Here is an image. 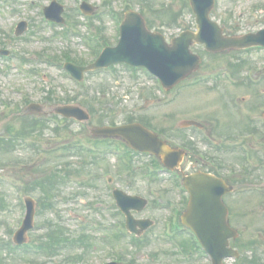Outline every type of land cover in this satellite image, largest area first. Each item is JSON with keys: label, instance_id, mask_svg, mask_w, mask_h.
Listing matches in <instances>:
<instances>
[{"label": "rangeland", "instance_id": "374dc122", "mask_svg": "<svg viewBox=\"0 0 264 264\" xmlns=\"http://www.w3.org/2000/svg\"><path fill=\"white\" fill-rule=\"evenodd\" d=\"M6 1L0 0V39L6 41L9 49L13 47L16 54L9 60L0 59V138L10 139L14 131L21 132L23 118L18 114L29 104H43L48 112L69 96L70 100L91 112L94 126L125 124L130 117L145 121L179 141L189 139L201 155L211 154L217 160L222 156V172L227 178L231 179L235 173L230 171L236 169L238 181L243 176L249 179L239 183L238 188L264 185V78L256 86L249 82L252 78L249 74L254 73L260 79L264 77V49L228 50L210 56L204 46H195L194 52L203 54V64L195 74L196 79L206 77L207 81L195 82L177 91L176 95L161 90L156 80L143 71L132 73L124 67L89 74L85 82L77 84L46 59L71 52L86 63L91 62L93 55L83 37L85 29L79 27L75 32H68L65 38L55 37L54 32L61 29L48 27L42 18L41 6L49 4L50 0H33L32 7L23 5L22 0ZM58 1L67 6V21L77 18L82 22L75 10L77 0ZM216 1L211 17L227 36H241L264 28V0ZM90 2L100 6V0ZM108 2L118 9L127 3L144 10L155 28L168 35L183 28H196L187 0ZM150 7L157 12H151ZM176 15V20L172 21ZM23 17L29 22V30L14 40L12 24ZM102 18L107 25L106 34L114 40L115 24L107 13ZM95 22L100 24L97 18ZM229 70H238L233 80L227 74L217 77L220 72ZM32 118L38 119L37 116ZM39 119L45 120L43 117ZM189 119L203 123L206 126L204 132L182 130L181 122ZM50 122L25 139L18 137L11 144L0 146V242L13 245L14 233L25 213L23 198L31 196L36 201L37 218L35 227L29 232L27 246L37 247L51 228L62 229L72 241L83 236L79 239L84 238L87 244L68 243L50 259L36 256L27 249L6 250L0 253L3 259L14 264H29L30 261L38 264H102L118 261L116 254L120 253L124 263L134 260L135 264H210L200 254H194L191 263L186 262L165 238L164 220L168 212L164 206L171 199L176 201L177 196L171 189V181H166L165 177H159L158 180L162 181L151 182L146 175L143 176L142 171L148 173L147 166L152 165L151 158L135 157L133 166L141 171L137 176L122 166L116 154L111 153L107 158L97 155L94 160L95 156L72 149L70 145L91 141L87 128L70 121L63 129L57 130L54 121ZM9 126L11 131H7ZM209 131L211 137L206 135ZM251 133L254 136H249ZM183 135L185 139L181 137ZM214 143L238 149L220 152L213 148ZM109 145L116 147L119 144ZM243 145L250 154L249 149H252L254 159L247 163L250 167L243 159L247 153L241 154ZM191 154L192 158L185 160L184 167H193L191 161L199 160L196 167L201 168L204 164L212 169L213 164H205L197 154ZM246 167L249 174L245 172ZM52 175H56L57 182L53 195L48 198L43 184ZM109 176L113 178L112 185L107 183ZM114 188L149 200L146 210L136 214V217L150 218L155 222V226L145 233L149 242L146 247L133 245L130 236H118L116 227L125 222L112 196ZM46 200L50 207L44 206L48 203ZM228 202L236 204L238 211L234 224L242 231L240 239L233 243L244 256L238 264H250L246 259H253V264H264V193L245 190L229 196ZM228 263L235 264V261L229 260Z\"/></svg>", "mask_w": 264, "mask_h": 264}, {"label": "water", "instance_id": "95a60500", "mask_svg": "<svg viewBox=\"0 0 264 264\" xmlns=\"http://www.w3.org/2000/svg\"><path fill=\"white\" fill-rule=\"evenodd\" d=\"M213 0H193L195 10L198 14V24H199V34L198 35H190L185 34L182 38L175 40V50L177 49V54L174 50V53H169L166 51L165 46L159 47V44H156V47L159 49L163 55L160 57V65H156L157 68L161 70H168L169 68H173V64L176 60L177 72L173 75H167V72L160 73L161 78L164 81V84L170 86L173 84L174 79L179 78L182 74L186 72V67L193 66L192 69H195L198 66L199 59L195 56H192L189 52V45L191 44V40L195 39L200 43H206L207 47L211 50H222L229 47H246L250 45H264V31L260 32L258 35H250L243 39H229L221 37V30H219L218 26L214 23H211L209 20V12L212 8ZM212 29V30H211ZM217 35V38H216ZM133 48V43H128L126 45L124 39L121 42L120 47L116 50L115 53H122L127 51H131ZM111 54V55H113ZM130 58L145 60L148 56H150V52H145L143 49H140L136 52L129 53L127 55ZM149 58V57H148ZM105 60V59H103ZM181 60L188 61V65L182 66ZM156 63V61H155ZM169 69V70H170ZM179 69V70H178ZM191 69V70H192ZM106 136H124L128 143L136 149H140L143 151H151L153 153L164 156L165 163L170 166L173 163V160L176 157L175 152L169 150L164 143L158 141L157 137L152 135L150 132L146 131L141 126H126L115 129H103L100 131ZM220 184H223L222 182ZM208 199V198H206ZM135 198L126 197L125 203L129 205V207H134L137 203ZM141 205L140 208H143L144 203L141 201L139 203ZM211 212V211H210ZM204 213V211H202ZM220 224L224 223L225 227H227L226 222L220 221ZM132 227V223H130ZM27 228L24 229V231ZM199 236L207 248L208 252L212 255L214 264H222V259L226 256H232L231 250L227 249L229 235H218L214 237H210L206 234L205 228H198ZM233 233V231H232ZM216 237V238H215ZM216 240V241H214Z\"/></svg>", "mask_w": 264, "mask_h": 264}, {"label": "flooded vegetation", "instance_id": "af4514ba", "mask_svg": "<svg viewBox=\"0 0 264 264\" xmlns=\"http://www.w3.org/2000/svg\"><path fill=\"white\" fill-rule=\"evenodd\" d=\"M231 213V212H230Z\"/></svg>", "mask_w": 264, "mask_h": 264}]
</instances>
